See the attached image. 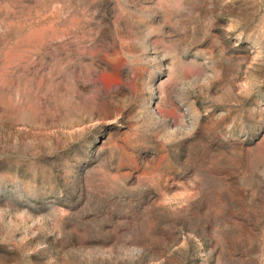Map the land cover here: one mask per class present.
<instances>
[{
  "label": "rangeland",
  "instance_id": "obj_1",
  "mask_svg": "<svg viewBox=\"0 0 264 264\" xmlns=\"http://www.w3.org/2000/svg\"><path fill=\"white\" fill-rule=\"evenodd\" d=\"M0 264H264V0H0Z\"/></svg>",
  "mask_w": 264,
  "mask_h": 264
}]
</instances>
